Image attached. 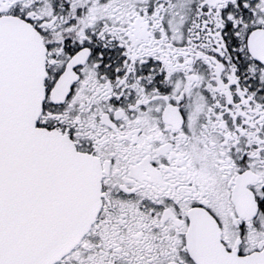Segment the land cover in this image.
Returning a JSON list of instances; mask_svg holds the SVG:
<instances>
[{
	"label": "flooded vegetation",
	"instance_id": "flooded-vegetation-1",
	"mask_svg": "<svg viewBox=\"0 0 264 264\" xmlns=\"http://www.w3.org/2000/svg\"><path fill=\"white\" fill-rule=\"evenodd\" d=\"M7 19L45 48L38 127L101 185L54 264H264V0H0Z\"/></svg>",
	"mask_w": 264,
	"mask_h": 264
},
{
	"label": "water",
	"instance_id": "water-1",
	"mask_svg": "<svg viewBox=\"0 0 264 264\" xmlns=\"http://www.w3.org/2000/svg\"><path fill=\"white\" fill-rule=\"evenodd\" d=\"M45 59L40 38L15 21H0V264H53L100 210L92 163L36 127Z\"/></svg>",
	"mask_w": 264,
	"mask_h": 264
}]
</instances>
